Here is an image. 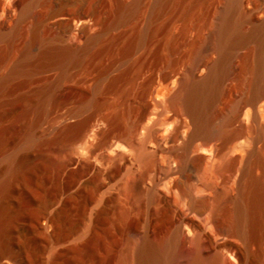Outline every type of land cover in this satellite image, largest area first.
Returning <instances> with one entry per match:
<instances>
[{"label": "bare ground", "instance_id": "bare-ground-1", "mask_svg": "<svg viewBox=\"0 0 264 264\" xmlns=\"http://www.w3.org/2000/svg\"><path fill=\"white\" fill-rule=\"evenodd\" d=\"M252 1L249 6L243 0L227 1L199 49L201 57L214 53L218 58L183 75H169L159 86L148 84L138 116L123 123L117 106L110 114L97 108L88 118L65 123L71 152L68 174L83 169L96 175L125 172L119 195L103 199L105 208L98 213L113 215L120 209L127 242L120 264H264V5ZM139 2H120L118 21ZM12 3L20 15L13 29L0 23V38H14L39 1L0 0L10 22ZM98 16L97 6L88 8L86 0L76 7L58 3L48 21L60 35L41 39L45 22L33 29L31 46L41 47L44 67L54 66L55 56L61 65L77 61L101 42L105 31H89ZM248 21L252 27L245 31ZM73 33L85 40L84 47L64 44ZM237 61L245 66L239 86L228 84L238 76ZM8 81L0 79V89ZM131 102L127 98L121 105ZM152 106L161 108L166 118L148 119ZM115 128L124 133L113 134ZM7 187V182L0 185V196ZM41 217L47 224L38 223L36 230L45 234L52 219ZM8 255L12 264H27L23 254L7 250L0 252V264Z\"/></svg>", "mask_w": 264, "mask_h": 264}, {"label": "rangeland", "instance_id": "rangeland-1", "mask_svg": "<svg viewBox=\"0 0 264 264\" xmlns=\"http://www.w3.org/2000/svg\"><path fill=\"white\" fill-rule=\"evenodd\" d=\"M38 1L14 38H0V79L9 78L0 89V185L8 183L0 196V252L23 254L27 264H120L127 247L120 209L113 215L98 213L105 208L103 199L111 193L119 195L125 172L96 175L83 169L68 174L71 152L65 126L94 115L97 108L110 114L117 106L124 123L128 116L144 111L140 98L148 84L159 86L169 75H183L201 62L217 59L214 53L201 57L199 49L214 31L228 0L158 4L140 0L123 21H118L119 3L130 5L135 0H86L88 8L99 9L98 24L89 31H105L104 39L77 61L61 65L55 56L56 64L49 68L44 67L41 47L31 46L33 29L45 22L41 39L60 35L61 30L48 21L49 15L58 3L76 7L84 0ZM243 1L249 6V0ZM253 1L264 5V0ZM19 15L20 9L12 3L10 22L0 8V23L13 29ZM256 19L262 17L256 14ZM247 27H252L249 21L243 30L249 31ZM64 44L86 45L75 33ZM237 69L238 76L228 84L239 86L238 77L245 72L242 61H237ZM127 98L131 104L122 106ZM166 116L152 106L148 119ZM112 133L121 134L124 129L115 128ZM86 180L94 182L86 185ZM43 214L52 219L45 234L36 230L38 223L47 224ZM1 263L12 264L11 256L3 257Z\"/></svg>", "mask_w": 264, "mask_h": 264}]
</instances>
